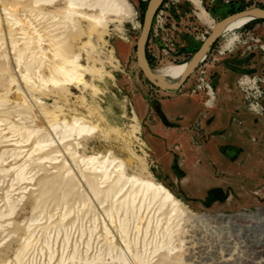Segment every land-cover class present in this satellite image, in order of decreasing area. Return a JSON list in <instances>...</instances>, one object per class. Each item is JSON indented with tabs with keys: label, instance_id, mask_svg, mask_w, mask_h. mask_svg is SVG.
<instances>
[{
	"label": "rangeland",
	"instance_id": "rangeland-1",
	"mask_svg": "<svg viewBox=\"0 0 264 264\" xmlns=\"http://www.w3.org/2000/svg\"><path fill=\"white\" fill-rule=\"evenodd\" d=\"M34 1L0 0V264H129L119 259L127 247L148 264H264V227L253 222L264 216V21L224 32L168 93L136 68L149 0H123L101 25L64 22V0ZM194 1H162L145 45L152 70L187 62L227 15L264 8V0ZM73 58L81 80L50 82L60 78L53 66ZM75 120L92 129L59 141ZM90 157L162 184L182 215L169 220L168 207L147 201L138 208L140 198L134 208L119 204L125 190L114 199L104 184L93 195Z\"/></svg>",
	"mask_w": 264,
	"mask_h": 264
},
{
	"label": "bare ground",
	"instance_id": "bare-ground-1",
	"mask_svg": "<svg viewBox=\"0 0 264 264\" xmlns=\"http://www.w3.org/2000/svg\"><path fill=\"white\" fill-rule=\"evenodd\" d=\"M58 0H35L34 2L42 5H52ZM65 1V17L66 21L73 23L75 18L82 17L87 18L91 23L95 25H101L103 22V16L106 15V13L111 12L113 14H116L124 9V1L123 0H64ZM188 1V0H187ZM193 4V0H189ZM196 7H198V4H195ZM88 8V7H96L100 11V14L96 17H86L85 15H82L77 10L80 8ZM205 11H198L197 16L200 20L204 21ZM254 20L250 17H243L236 19L235 21L228 24L226 29L223 31H235L237 29H241L243 26H245L249 21ZM222 33V35H223ZM37 49L39 52H43V49L41 48V39L40 37L37 38ZM233 38L230 40H226L224 43L222 50H226L227 48L233 49ZM231 45V46H230ZM227 46V47H226ZM226 47V48H224ZM230 50V51H231ZM24 52V51H23ZM186 66V62L180 65H166L162 66L159 69L153 70L154 73L163 75L166 77L170 82L176 81L184 71ZM80 65L77 63L76 58H73L71 60H64L63 63L59 66H53L52 71L55 72L60 78L58 79H50V82L53 84H71L76 81L81 80L82 74L79 73ZM53 127V126H52ZM54 128V127H53ZM91 127H88L85 124L79 123L77 120H75L73 125H67L66 123L63 124V131L59 135V141H63L64 139L70 137L72 134L80 135L83 132L91 130ZM49 143H53L52 141H49ZM85 162V161H84ZM87 165H90V170L92 174H94L93 177L89 178H83L88 185V189L93 193V195L97 196L101 192V184H104L106 186L105 190H103L105 196H111L112 198H116V196L120 195L121 193H124L123 199L119 201V204H126L130 203L131 207H133V204L135 203L137 198H140V208L142 206L143 201H147V207L151 203H157V208L159 211L163 210L165 207L169 208L168 215L169 220L171 218H177L180 215H182V212L180 211L178 207V201L175 200L173 195L170 193V191L165 188L160 183H155L151 180H145L140 177L136 176H127L123 167V164L121 162H116L115 159H109V158H103L99 160L97 157H90L88 159V162H86ZM87 168V167H86ZM88 169V168H87ZM90 172V171H89ZM83 175V174H82ZM16 176L21 180L23 179V173L22 171H19L16 173ZM103 185V186H104ZM134 208V207H133ZM245 216L242 214H235L232 218L234 219H245ZM180 220V219H179ZM254 227H264V216L257 217L256 219H253ZM253 227V228H254ZM124 229L123 227H121ZM262 244L261 246L264 249V236L261 238ZM259 242V239L258 241ZM261 252V251H260ZM264 253V250L262 251ZM119 259L123 263H129V264H148L147 260L144 257H141V255L135 253L131 254L129 252V249L122 250L119 255ZM262 260V259H261Z\"/></svg>",
	"mask_w": 264,
	"mask_h": 264
},
{
	"label": "water",
	"instance_id": "water-1",
	"mask_svg": "<svg viewBox=\"0 0 264 264\" xmlns=\"http://www.w3.org/2000/svg\"><path fill=\"white\" fill-rule=\"evenodd\" d=\"M163 0H149L144 12L141 31L136 41L135 46V58L136 68L141 71L144 78L151 83L153 86L159 88L162 91L173 93L176 92L186 82L190 75H192L198 68L201 61L207 56L212 49L214 43L222 35L228 24L235 21L236 19L243 17H250L254 20L264 21V8L262 7H251L236 11L232 14L227 15L223 19L216 22L212 27L210 33L202 41L198 49L192 54L187 60L184 71L181 76L174 82H170L166 77L160 74H156L149 67L145 56V45L148 39V35L151 29L154 15L161 5ZM154 110L161 118L165 125H169L165 114L162 112L158 104L154 105Z\"/></svg>",
	"mask_w": 264,
	"mask_h": 264
},
{
	"label": "built area",
	"instance_id": "built-area-1",
	"mask_svg": "<svg viewBox=\"0 0 264 264\" xmlns=\"http://www.w3.org/2000/svg\"><path fill=\"white\" fill-rule=\"evenodd\" d=\"M159 7H160V6H159ZM158 10H159V8L157 9V11H158ZM157 11H156V13H157ZM156 13H155V15H156ZM155 15H154V18H155ZM154 18H153V20H154ZM152 24H153V21H152ZM151 28H152V25H151ZM204 59H205V58H204ZM204 59H203V60H204ZM203 60H202V61H203ZM202 61H201V62H202ZM200 64H201V63H200ZM200 64H199V65H200ZM198 67H199V66H198ZM196 70H197V69H196ZM207 88L211 90V88H213V87H212V86L210 87V85H209V86H207ZM212 90H213V89H212Z\"/></svg>",
	"mask_w": 264,
	"mask_h": 264
},
{
	"label": "trees",
	"instance_id": "trees-1",
	"mask_svg": "<svg viewBox=\"0 0 264 264\" xmlns=\"http://www.w3.org/2000/svg\"><path fill=\"white\" fill-rule=\"evenodd\" d=\"M251 21H257V20H251ZM251 21H249V22H251ZM258 21H263V20H258ZM249 22H248V23H249ZM248 23H247V24H248Z\"/></svg>",
	"mask_w": 264,
	"mask_h": 264
},
{
	"label": "flooded vegetation",
	"instance_id": "flooded-vegetation-1",
	"mask_svg": "<svg viewBox=\"0 0 264 264\" xmlns=\"http://www.w3.org/2000/svg\"><path fill=\"white\" fill-rule=\"evenodd\" d=\"M214 86L216 87V85H214ZM215 87H214V88H215Z\"/></svg>",
	"mask_w": 264,
	"mask_h": 264
},
{
	"label": "crops",
	"instance_id": "crops-1",
	"mask_svg": "<svg viewBox=\"0 0 264 264\" xmlns=\"http://www.w3.org/2000/svg\"><path fill=\"white\" fill-rule=\"evenodd\" d=\"M234 46V45H233Z\"/></svg>",
	"mask_w": 264,
	"mask_h": 264
}]
</instances>
